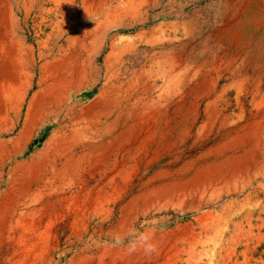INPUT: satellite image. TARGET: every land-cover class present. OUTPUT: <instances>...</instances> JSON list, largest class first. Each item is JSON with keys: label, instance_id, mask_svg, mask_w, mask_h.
<instances>
[{"label": "bare ground", "instance_id": "bare-ground-1", "mask_svg": "<svg viewBox=\"0 0 264 264\" xmlns=\"http://www.w3.org/2000/svg\"><path fill=\"white\" fill-rule=\"evenodd\" d=\"M46 1L38 5L39 34L49 28L59 39L76 34L57 53L41 45L37 72L34 49L19 34L28 27L34 0H24L23 19L0 0V171L11 164L0 183V241L13 247L12 258L23 254L11 264L50 259L62 225H80L77 238L92 227L102 230L117 203L123 204L118 224L125 228L147 210L182 203L231 172L240 175L248 168L240 151L264 131V39L247 35L258 25L252 0H230L216 13L210 36H197L194 20L160 23L119 43L114 35L102 68L97 56L111 31L145 27L137 17L153 0H82V13L80 0ZM103 15L107 20L100 21ZM47 129L42 146L26 158L28 144ZM198 148L209 152L189 154ZM116 151L122 160L112 170ZM133 159L147 168L166 167L135 182L139 167L125 165ZM203 164L211 170H201ZM122 166L126 170L114 177ZM135 251L105 245L76 263L112 264Z\"/></svg>", "mask_w": 264, "mask_h": 264}, {"label": "rangeland", "instance_id": "rangeland-1", "mask_svg": "<svg viewBox=\"0 0 264 264\" xmlns=\"http://www.w3.org/2000/svg\"><path fill=\"white\" fill-rule=\"evenodd\" d=\"M7 1L12 5L18 19H23L24 15L22 9L24 0ZM65 1L66 0H62V2ZM229 1L230 0H153L141 8L140 15L137 17V19L143 18L145 20V27L138 24L133 31H121L113 35L111 31L107 38L106 45L104 46L105 49L101 50L100 54L97 56L99 68H102L104 64L105 57L109 53V48L106 47L110 45L114 35H116L114 39H116L117 42L118 40L126 41L135 38L142 29H147L152 26L155 27L160 25V23L161 25L165 22L181 24L186 20H194L197 36L200 37L204 33L210 36L209 33H212L214 28L213 25L216 13L221 9H227ZM252 2L256 5L255 14L258 25L256 29H248L249 31L247 30V32L245 30V32H247V35H253L255 38L264 39V0H252ZM45 3H47L46 0H34V11L29 20L28 27H25L23 33H20V30L17 29L20 36L25 37L27 43L34 49V70L37 72L42 65V61L39 59V54L42 52L41 45L47 43L49 48H54V52L57 53V49H59L65 40L76 34L75 32L70 33L59 39L58 34H52V28L44 31L42 35L39 34V29L36 28L37 23L40 21V19L36 18L40 10L38 5ZM81 3L82 0L79 2L80 13H82L81 11L83 10V5ZM47 9H53V4L51 3L48 5ZM148 10L149 12H147ZM76 19H80L79 14L76 16ZM105 20H107V17L103 15L100 21ZM51 21H55L54 17H51ZM66 25L70 26L69 23ZM79 28H82V26L80 25L78 29ZM165 30L166 28L163 29V31ZM259 51L262 56L261 62L264 65V45L259 47ZM98 77L99 76L93 78L94 83ZM37 79L38 76L35 74L31 95L37 90ZM234 97V95L231 96V98ZM262 116L263 115L260 116L259 120L264 122V116ZM21 126L22 125L18 126L15 135L20 131ZM49 133L50 129H47L46 133L32 139L26 147V158L30 157L37 148L42 146L49 136ZM263 139L264 131L260 141L244 147L240 151L239 157L247 163V171L242 170L240 175H235L233 172L226 174L219 181H215L205 190L203 189L204 191L201 188L194 191L182 203L176 201L171 206L147 210L137 217L132 226L120 228L121 225L118 224L121 216L120 210L123 205L122 203H117L115 207H112V211L114 212L112 222L108 225H104L102 230L92 227L87 231V234L83 233L77 238L76 235L79 234L81 230L80 225L71 226L68 224L66 227L63 225L60 226L59 232H57L59 236L58 241L54 243L51 241L50 243L52 246L50 259L41 264H77L76 261L79 258H82L86 254H94L97 252V249L105 245L123 251H127L128 249L135 251L136 247L138 248V245L141 244V241L144 239L148 241L144 246L136 250L133 255L125 258L112 259V264H264ZM207 152H209L208 148H198L189 154L203 155ZM114 153L115 152H112V170L120 163L119 160H122V157L117 154V151L116 155H114ZM208 157L210 156L208 155ZM210 159L212 160V158ZM136 161L135 159L129 160V163L125 164L126 167L129 166V169H133L135 166L139 167L141 172L139 176L135 178V182H138L143 176H150L151 173L158 168L161 169L162 167H166V163H160L157 166L147 168L144 163L139 164ZM123 166L119 167V171L113 175L114 177H117L121 172L126 170V167ZM208 167L207 164H203L200 169L204 171L211 170ZM10 168L11 164H7L5 169L0 171V183L7 179ZM83 178L87 179L86 176H83ZM213 189L216 191H212ZM1 191L0 188V192ZM110 192L111 195L115 193L114 190ZM141 221L146 224H143ZM64 235H66V237ZM149 235H153L158 240L150 242V238H148L150 237ZM13 252V247L11 248L9 243L0 241V264H11L12 262L23 259L22 253H18L16 257L12 258ZM74 257L75 259L73 260Z\"/></svg>", "mask_w": 264, "mask_h": 264}]
</instances>
